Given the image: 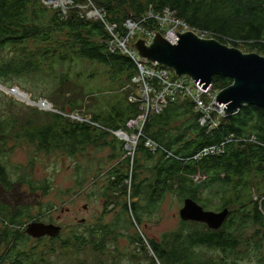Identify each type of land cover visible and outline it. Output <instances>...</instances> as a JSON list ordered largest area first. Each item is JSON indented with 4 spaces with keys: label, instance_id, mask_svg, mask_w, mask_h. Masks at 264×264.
<instances>
[{
    "label": "trees",
    "instance_id": "16d2710c",
    "mask_svg": "<svg viewBox=\"0 0 264 264\" xmlns=\"http://www.w3.org/2000/svg\"><path fill=\"white\" fill-rule=\"evenodd\" d=\"M72 1L77 5L81 0ZM91 1L105 11V22L90 24L76 15L75 9L63 15L60 10L47 8L42 0H0V81H10V78L24 80L28 76L46 74L48 80L55 76L62 85L65 80L59 72L66 74L67 81L71 83L70 77L76 70L81 74L82 94L71 111L91 120L82 123L57 113H46L50 116L48 123H52L51 126L48 123L38 126L30 121L28 130L23 128L24 133L14 134L17 119L3 112L0 114V192L4 198L0 196L3 201H0V215L6 224L0 231V251H3L0 253V264H55L31 246L33 236L27 233V220H30V224L40 223L33 217L34 203L19 206L22 197L18 191L21 189L36 196L40 192H44V195L50 192L49 183L35 180L30 175L29 167L37 168L39 159L48 160L52 155L84 158L92 149L105 147L114 151L112 156L116 161L124 158L120 162L124 166L122 170L133 168L135 164L134 170L137 172L134 176L133 173L130 176L123 171L116 172L114 170L117 168H114L110 171V178H114L111 187H118L130 179L131 195L136 201H126L124 212L114 222L92 229L84 220L82 225L86 232L72 233L70 237L75 241L77 253L81 250L90 252L92 262L88 264H109L111 243L117 240L116 230L130 231L136 226L132 220L127 222L125 217L132 215L134 221L141 225L144 215L158 208L168 194L178 195L182 199L192 198L208 208L214 205L213 196L226 194L228 199L217 209H233L218 230L182 220L178 229L162 234L158 240L147 238L162 264H242L243 260L254 258L252 255L261 252L264 246V145H261L264 144V108L247 105L229 117H216L218 114L215 110L213 118L219 124L215 128L211 127L214 120L207 122L206 126L200 123L201 115L192 101L183 99L172 102L160 115L153 114L146 121L144 134L160 145L159 151L149 152L142 141L132 164L131 157L125 158L126 144L115 145L112 139L116 136L111 132H135L128 125L143 115L139 107L129 101L133 92L129 84L137 66L130 56L108 50L111 35L106 24L116 26V35L126 40L128 20L139 26L154 22L157 27L156 18L150 15L156 17L169 9L176 12L187 26L208 34L225 46L244 53L264 55V0ZM63 34H66V39ZM30 41L33 42L34 52L27 50ZM136 42H127L131 51H134ZM12 48L17 50V57L8 59L1 55V52ZM94 65L110 68L111 84L88 67ZM62 68H65L64 71ZM100 72H104V69L101 68ZM171 72L178 79L175 71ZM122 77L129 84L120 89L124 81ZM232 83L230 78L215 75L212 88L220 92ZM112 84L113 88L108 89ZM46 90L47 86H43L39 96L50 97ZM83 105L86 113L76 112L84 108ZM65 123H68L67 126H62ZM25 136V142H31L37 150L30 154L32 158L27 168L16 165L11 173L4 164L12 150L9 142H15L17 146ZM223 144L222 153L196 158L204 148ZM169 153L176 154L174 159L167 158ZM142 158L151 162L149 167L142 170L148 176L144 179L138 173L143 168ZM88 162L91 163V160H87L86 164ZM77 170L76 185L83 188L88 184V175L93 170L82 165L77 166ZM102 170L103 166L97 172ZM201 172L207 179L197 183L192 177ZM254 190L261 195L257 201L251 202ZM208 193L211 196H206ZM40 198H37L38 205H41ZM140 200L145 205L142 206ZM44 209L51 210V207L43 206L41 211ZM24 226L26 229L22 232L17 229ZM136 241L144 246L145 237L138 235V240L133 239L131 243ZM204 251L217 254L205 260L200 258ZM140 255V252L133 254L130 262ZM258 263L264 264V254H260ZM149 264H156V261L152 260Z\"/></svg>",
    "mask_w": 264,
    "mask_h": 264
},
{
    "label": "rangeland",
    "instance_id": "374dc122",
    "mask_svg": "<svg viewBox=\"0 0 264 264\" xmlns=\"http://www.w3.org/2000/svg\"><path fill=\"white\" fill-rule=\"evenodd\" d=\"M42 3L47 8L52 7L56 10H60L63 15H65V13L70 14L71 10L75 9L76 10L75 14L79 15L81 19L85 18L84 20H87L88 23L90 24H93L92 22H101L98 13L100 14L102 12V14L105 15L104 14L105 11L102 10L101 7H99L95 1H91V0H81L77 5H75L72 0L71 1L67 0L66 2H64L65 4H63L62 6H57V2L49 3L47 2V0H42ZM120 17L121 16H119V18ZM174 27H175L174 25H170L169 30L164 31L163 34L161 35L164 36L166 33H169L174 29ZM154 28L159 29L160 25L158 24V26L155 27L154 22L148 25H146V23L142 24L138 27V29L135 32L127 34L126 38L131 43L142 39L146 40V37ZM190 28L192 29L191 31L194 30L192 27ZM63 37L66 39L67 38L66 34H63ZM207 37H209L208 34ZM203 39L208 40L209 38H203ZM27 50L32 52L35 51L33 42L30 41L27 44ZM244 51L246 52L247 50ZM114 53H120V52L116 51ZM1 55H4L9 59V57H17L18 54H17V50L12 48L1 52ZM88 67L93 72H96L101 76H104L105 81L111 84L110 81L111 75L108 74V72L111 71L110 68H106L101 65H94ZM148 67L156 72H159L160 70V67L158 66L151 65ZM101 68L104 69V72H100ZM64 69L65 68H62L61 70L64 71ZM137 74L138 71H136V74L132 78L130 84L129 82H126L127 79H124V77H122L121 80L124 81L121 82L120 89L122 88V86L124 88L128 84H129V88H133V92L129 96V101L132 95H136L133 101L139 107V110L142 109L143 115L145 116L146 121H148L150 119V116L156 114L157 111L153 109V104L149 102V99L144 94L142 89H144L145 85L146 86L149 85L147 80L152 81L149 83L152 85L153 88H158L156 84V80L159 79H157V77L150 78L147 75H144L147 76L145 78L146 80L141 78L137 84H134V87H131L133 79L137 76ZM59 75L62 76L63 80H65V82L62 85L60 84L61 82L58 83L56 81L55 76H52L54 79L48 80L46 74H36L32 77L28 76V78L24 80L22 79L16 80L14 78L13 79L10 78L9 79L10 81H0L1 82L0 85L2 86V89H0V114L3 112L7 115H12L17 119L16 129L13 130L14 134L18 132L24 133L23 128H26L28 130L30 121L36 122L38 126H43L46 123H48V121L50 120L49 119L50 116L48 117L46 113L47 114L53 113L52 111H50L51 109L56 111L55 113H53L54 115H56L57 113V115L59 116H64L59 112L72 113L71 107L77 104L76 103L77 99L80 98L82 94L83 82L80 84V81H82V79H79L81 78V74H79L78 72H76V70H74L73 76L70 77L72 79L71 83L67 81L68 77H66V74H64L63 72H59ZM178 78L180 79L185 78V80L187 81H192V79H190L189 77L187 78L186 76L178 77ZM180 79L179 81H181ZM159 81L162 82L163 88L180 87L179 83L177 84L170 83L172 82L170 78H169L170 82H168V80L167 81L159 80ZM194 85L197 86L195 82ZM43 86H47L46 93L47 95L51 94L50 97L39 96L41 92V88ZM111 88H113V84L108 89ZM15 90L17 92L23 91L26 95L30 96V99L26 101L25 99L20 98L19 96H17V92ZM211 92L214 93L215 91L211 89ZM208 94L209 93H207V95ZM165 96L168 98V95ZM40 98H45L44 100H47L52 107L47 109V108H43V106L41 107V104L38 105L32 104L34 102H40L41 100H43ZM165 101H162L161 104L162 107L159 106L160 108L158 109V112L160 113L157 114L160 115L162 113L161 110L163 109L164 105L167 104ZM83 107L84 108L82 109H77L76 112L80 114L86 113V107L84 105ZM166 109H167V105L163 110L165 111ZM73 114H77V113H73ZM48 124H50V126L52 125V123H48ZM67 124L68 123H65L62 126H67ZM115 132H122V133H120L121 138L116 137L115 139H112L113 143L117 145L124 142L127 145L125 151L129 154H132V151L130 149L132 143L135 145V142L133 141L138 140V144L136 148L140 146L139 141L140 142L143 141L144 143L148 142V140L142 139L144 137L142 128L140 129V132H124L122 130ZM26 138L27 137L25 136L24 140H21L18 143V145L20 146L18 145L16 146L15 142H9L10 148H12V150L11 152H9V155L6 156L4 164H6L7 170L11 173L12 171L15 170L13 168H15L16 165L21 166L23 168H27V166L30 165L29 162L31 161L32 158L30 154L34 153L35 150H37L35 146H32L31 142H27V141L25 142ZM224 147H225L224 144L219 147L214 146L210 148L209 151L213 150V154H215V152L216 154L222 153ZM147 148H149V152L155 151L154 145L153 146L147 145ZM203 150H205V148ZM127 153L125 154V158L129 157L127 156ZM113 154L114 151L111 150L110 147H105L101 149H92L91 152H89L88 155L84 158L83 157L74 158L66 155H60L59 157L52 155L48 160L39 159L37 161V165H38L37 168L29 167L31 171L30 175L35 180H38L39 182L45 180L49 183L50 192H48V194L46 195H44V192L43 193L40 192L36 196L27 192L25 189H24L25 191L21 189L20 191H18L19 195L22 197V203H20L19 206H26L28 204L34 203L35 210L33 212L34 213L33 217L35 219H38V222H43L45 224H50L51 222L52 224L60 226L63 229L62 230L63 233L60 234L61 237L58 239L57 237L59 236L51 237L48 235L42 236L40 238L33 237L31 239L30 241L31 246H34L39 252L44 253L46 255V259H51V261L55 264H65L64 262H68L70 264L72 262H77L78 264L91 263L92 262L91 254L89 251L81 250L79 253H77V250H75L74 248L75 241L70 237L72 233L75 231L79 233L86 232V228L83 226L84 223L82 225V221L84 220L87 221L88 228H92V229H98L103 224L112 223L115 221V219L120 213L124 212V203L126 201L131 203L136 201L131 195L130 179L118 187L116 185L115 187H111L113 185L112 182L114 181L113 177L110 178L111 176L110 171L112 169L117 168L114 171L116 172L123 171L124 174L128 173L130 176L131 173H133L132 175L134 176V174L137 172L136 169L134 170L135 164L133 165V168L132 167L127 169L125 168L124 169L125 171L122 170L124 166L120 162H122L124 158H121L120 160L116 161V159H114L112 156ZM173 154L176 155L175 153ZM136 155H137L136 153H133L134 158L131 157L132 164L134 160H136L137 158ZM39 156H42V154L39 153ZM141 157L142 155H140V158ZM87 160H91V163L88 162L86 164ZM150 164L151 162L147 161L146 159L143 158L141 159V166H143V168L138 170L141 179L148 177L146 174L142 173V170H145L147 167H149ZM79 165H82L84 168H91L93 170L92 174L88 175L90 177L88 184L83 188L82 187L80 188L79 186L76 185V181L78 179L77 166ZM102 166H103V170L97 172L98 169ZM192 179L195 182L200 183L203 180H206L207 176L201 172V174L192 177ZM259 195H261V193L254 190L253 196L251 197V202L257 201L260 198ZM0 196L1 197L3 196L1 192H0ZM206 196H211V194L208 193L206 194ZM39 197H41L39 199L41 205H38L37 198ZM10 198L13 199L11 196ZM227 199L228 196L226 194H222L220 196L215 195L213 196L214 205H212L209 208L208 206H204L202 203L198 201L196 202L206 211L220 212L222 210L217 209L218 208L217 206L221 205ZM0 201L3 202L1 198ZM184 201L185 199L180 198L178 195L168 194L165 197L164 201L159 204L158 208L156 207V209H154L152 212L146 213L144 215V217L142 218L143 221L141 225H139L134 221L132 215L129 216L130 219L128 218V216H126L125 220L127 222H129V220H132V222L136 226L130 231L116 230L117 240L116 243L113 242L111 243V254L108 259L109 264H149V262H151L152 260H155L156 264H162L157 258L152 248V245L147 240V238L158 240L162 236V234L178 229L182 222V219L180 218V210L184 206ZM140 204H142L143 206L145 205V202L143 200H140ZM48 205H50L51 210L44 209L41 211L43 206L46 207ZM232 209L233 207H230V212ZM2 218L3 217L0 215V231L4 228L3 224L6 225L3 222ZM27 223H28L27 225H29L30 220H27ZM197 223H201V222H197ZM26 226L17 229H20L22 232L26 229L25 228ZM138 235L145 237L144 246H142L138 241H136V243L134 244L131 243L133 239L138 240ZM2 252L0 251V253ZM138 252H140L141 255L143 254V256L140 255L138 256V258L134 259V262L133 261L130 262V257H132L133 254ZM215 254L217 253L204 251L200 255L201 256L200 258L207 260V257H211ZM260 254H264V246L261 252L259 253L255 252L252 255L254 258L252 259L247 258L243 260L242 264H259L258 261ZM85 260L86 262H83ZM111 260H114V262H111Z\"/></svg>",
    "mask_w": 264,
    "mask_h": 264
},
{
    "label": "water",
    "instance_id": "95a60500",
    "mask_svg": "<svg viewBox=\"0 0 264 264\" xmlns=\"http://www.w3.org/2000/svg\"><path fill=\"white\" fill-rule=\"evenodd\" d=\"M176 34L180 36V41L175 45L157 32L151 45L142 39L133 48L143 60L169 68L178 77L191 78L202 91L212 85L215 75L230 78L233 83L216 97L218 107L223 106L225 117L247 105L264 108L263 55L244 53L214 39H203L195 32ZM229 214L228 208L220 212L206 211L192 198H186L180 210L183 221L201 222L212 230L221 228ZM27 233L35 238L45 235L57 237L62 233V227L42 222L32 223Z\"/></svg>",
    "mask_w": 264,
    "mask_h": 264
},
{
    "label": "built area",
    "instance_id": "2783aa9c",
    "mask_svg": "<svg viewBox=\"0 0 264 264\" xmlns=\"http://www.w3.org/2000/svg\"><path fill=\"white\" fill-rule=\"evenodd\" d=\"M98 16L101 19V21L105 22V15H103L102 12L100 14L98 13ZM150 17L156 18L155 20L160 25V28L159 29L154 28L148 34V36L146 37V40H145L148 45H151L154 42L155 34L157 32H159L160 34H163L164 31L169 30L170 25H174L175 27L172 31H170L169 33H166L164 35V37L172 44H176L180 41V36L177 35L176 32H178V33L195 32L201 38L212 39L210 36L207 37L206 33H202V32H199L197 30L191 31L192 29L189 26H187L176 15V12L170 11L169 9L163 10L162 13L156 15V17L151 14ZM106 26H107V30L109 31V33L111 35L109 42H108V49L110 50V52L111 53H114L116 51L121 52L122 54H126V55L130 56L135 61L138 74L133 79L131 87H134V84H137L141 78L145 79L147 76L150 78H156L157 77V79L162 80V81L168 80V82H170L169 81V78H170V80L172 81L170 83H174V84L179 83L180 84L179 88H170V87H164L163 88L162 82H160L159 80H156L157 87L160 88V89H158V88H153L152 85L149 83L152 81L147 80L149 85L148 86L145 85L144 89H142V90H143L144 94L147 96V98L149 99V102L151 104H153V109L156 110L157 113H160V112H158V109L160 108L159 106L162 107V105H161L162 101L166 100L165 102L167 103L164 105V107H163V109H164L166 105L168 107L169 104L172 102L186 99V100H190L194 103L196 110L201 115L199 121L203 126H206L207 122H209V121L211 122L212 120H214V122L212 123L211 127L216 128L219 126L218 121L213 118V113L216 110V113L218 114V116L220 115L221 117H225V114L222 111L223 106L218 107V103H216V97H217L219 92H217V91H215L214 93L211 92V89H213L212 85H210V87L206 91H202L199 86L194 85L193 80L187 81L185 79H180V78L175 79L173 72H171V69L166 68L164 66H161L158 63H148L147 61L143 60L140 57V55L137 51H135V50L131 51L127 45V42L129 40L128 39H126V40L120 39L116 35V33H115L116 26H110L108 24H106ZM138 27H139V25L137 23L131 21V20H128L126 22V28L129 32L128 34L135 32L138 29ZM151 65L160 67L159 72L151 70L148 67ZM144 75H147V76H144ZM179 79L181 81H179ZM194 87L195 88L198 87V88L194 89ZM207 93H209V94L207 95ZM165 95H168V98ZM135 96L136 95H132V97L130 98V102L133 104H135V102L133 101ZM207 100H208V102H207ZM32 104L33 105L42 104L43 108H51L52 107V106H50L49 102L47 100H44V99L41 100L40 102H34ZM163 109L161 110V112L164 111ZM50 111H52L53 113L56 112L53 109H51ZM59 113L63 114L66 117H69L75 121H79L82 123H88L91 121L90 119L83 118L77 114H72V113H66L65 114L63 112H59ZM142 113H143V111H142ZM128 126L130 129L134 130L135 132H140V129L142 128L143 134H144V130H145V126H146L145 116L141 115L136 120L132 121ZM131 127H134V128H131ZM111 133L114 134L116 137L121 138L120 133H122V132H111ZM142 139L148 140V142L144 143V146L146 148H147V145H150V146L154 145L155 146V151H150V152L157 153L159 151L160 145L157 144L156 142H154L153 140L146 138L145 134H144V137ZM133 142H135V145L132 143V145L130 147L132 154L127 153V156L132 157V158H134L133 153H136V151L138 149V147L136 148V146L138 144V140H135ZM139 144H140V141H139ZM125 148H127V145L125 146ZM210 148H212V147H208V149L205 148V150L201 151L196 158H200L201 156L207 157V156L220 154V153L216 154V152H215V154H213V150L209 151ZM147 149L149 150V148H147ZM223 150H224V148H223ZM175 156L176 155H174L173 153H169L167 157L169 159H171V158L174 159Z\"/></svg>",
    "mask_w": 264,
    "mask_h": 264
},
{
    "label": "bare ground",
    "instance_id": "6f19581e",
    "mask_svg": "<svg viewBox=\"0 0 264 264\" xmlns=\"http://www.w3.org/2000/svg\"><path fill=\"white\" fill-rule=\"evenodd\" d=\"M67 0H47V2L49 3H54V2H57V6H62L63 4H65L64 2H66ZM92 16V15H91ZM188 78V77H187ZM185 79V78H184ZM191 79V78H190ZM198 86V85H197ZM195 88V87H194ZM16 91V90H15ZM17 92V91H16ZM19 92V91H18ZM17 92V96H19L20 98H23L25 99L26 101H28V99H30V96L29 95H26L23 91ZM140 105V104H139ZM51 106V104H50ZM142 106V105H141ZM41 107H42V104H41ZM48 109V108H47ZM145 109V108H144ZM142 110V109H141ZM146 110V109H145ZM142 112V111H141ZM216 117L218 115H215Z\"/></svg>",
    "mask_w": 264,
    "mask_h": 264
},
{
    "label": "flooded vegetation",
    "instance_id": "af4514ba",
    "mask_svg": "<svg viewBox=\"0 0 264 264\" xmlns=\"http://www.w3.org/2000/svg\"><path fill=\"white\" fill-rule=\"evenodd\" d=\"M83 223V222H82Z\"/></svg>",
    "mask_w": 264,
    "mask_h": 264
}]
</instances>
